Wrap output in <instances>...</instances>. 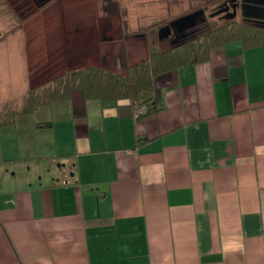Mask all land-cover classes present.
I'll use <instances>...</instances> for the list:
<instances>
[{"label": "crops", "instance_id": "1", "mask_svg": "<svg viewBox=\"0 0 264 264\" xmlns=\"http://www.w3.org/2000/svg\"><path fill=\"white\" fill-rule=\"evenodd\" d=\"M94 14L83 32L112 44L120 19ZM28 60L0 103L24 94ZM154 84L161 109L137 117L75 89L0 125V264H264V47L230 41Z\"/></svg>", "mask_w": 264, "mask_h": 264}, {"label": "rangeland", "instance_id": "2", "mask_svg": "<svg viewBox=\"0 0 264 264\" xmlns=\"http://www.w3.org/2000/svg\"><path fill=\"white\" fill-rule=\"evenodd\" d=\"M94 1L49 0L47 3L48 5H44L50 7L54 4V9H61L62 7L68 8L69 10L66 16L68 18L65 17L63 19V22L66 23L69 22L67 19L69 20L72 18L73 26L70 25L68 29L66 28L65 23L58 24V22H55L52 26L50 22V19L52 18L50 17V14L47 13L48 10H46L47 12L45 11L46 13L40 12L39 16L37 15V12H34L32 15L34 18H32V20L34 19L35 21L32 22L31 20L26 23V26H23L26 21L24 19V15L25 13H29L31 10L27 5L28 0H25V7L23 6L24 9H22L23 11L20 14L0 8V56L3 57L2 66L0 59V70L5 77L0 80V84H2L1 86L3 87V90L5 91L7 88L6 83H10L11 85L15 84L16 87L22 83L23 64L21 60L25 53L30 59V61L28 60V71L33 68L34 70H37L36 73H40L42 69L48 67V65L52 66L53 70L59 71L58 68L70 69L71 67H82L86 64L97 65L109 70H119L120 72H124V68L120 69V66L123 65L124 57L127 58V55H130L131 60L142 59V52L140 50V46L142 45L141 40L135 38L134 35L131 34L146 31L147 41H157L156 43L158 44V48L160 50L166 49L171 46L174 41L169 38L158 40V26L160 23L162 24L163 21H168L180 14L184 9L183 5L187 4L186 0L180 1L182 6L177 8L180 12L173 14L176 7L173 6L172 3L171 5L169 4V7H166L160 0ZM152 1H156L155 6H152ZM97 2L98 6H105L106 9L108 8L111 10L108 14L102 12L100 15H111L116 20L120 19L122 23V29L120 31L111 30V26H108L109 29L106 30V34H110L109 37L113 38L112 44H107L105 41H99L97 38V40H95L92 37V31L90 30L87 31L88 33L83 32L85 31L83 30L85 27L92 25L88 24L85 26L87 23L92 21L93 18H90L91 15L95 16L96 14L94 13L100 12V8L99 10L96 8ZM2 3L0 4L2 5ZM198 3L199 2H196L195 4L198 5ZM204 5L207 6L208 9L205 11L202 19L198 20L193 26L192 29L194 30V35H198L201 32H204L211 27H215L225 21L222 20L219 15L213 14L214 0H201V6ZM33 7L34 6H32V8ZM238 15L239 14L237 13V16ZM42 17H45V19L42 20ZM105 18L108 19H104L105 21L113 20L112 17ZM94 19L95 21L97 20L96 18ZM62 27L66 28L67 31L62 29ZM121 31L123 33V37L126 34L130 35L127 39V42H129L130 45H127L124 40L123 47H125L126 52H122L120 49L121 46L117 44L121 39L120 36H115V33L120 34ZM66 32L72 36V44L69 48L68 46L61 44L57 46L51 44L55 38L63 37L62 35ZM23 37L26 39L25 48L23 45L24 42L22 41ZM58 41L60 42V40ZM97 43H99V46ZM115 60H117V65L114 63ZM42 64L44 65L41 66ZM115 66L117 69H115Z\"/></svg>", "mask_w": 264, "mask_h": 264}, {"label": "trees", "instance_id": "3", "mask_svg": "<svg viewBox=\"0 0 264 264\" xmlns=\"http://www.w3.org/2000/svg\"><path fill=\"white\" fill-rule=\"evenodd\" d=\"M262 6H249L247 17L250 21L225 20L198 35L192 30L182 42L174 41L163 50L158 48L157 41H147L145 57L133 62L124 58V72L90 64L58 68L59 71L48 65L40 73L31 68L29 85L20 100L0 103V125L13 122L17 113H27L40 104L68 98L75 89H80L85 99H97L103 105H115L126 99L133 109L144 106L138 116L155 112L162 107L159 87L154 84L156 76L186 64L208 60L213 49L233 40H239L245 48L264 47V24L255 23L264 20ZM157 37L162 40L159 35ZM43 124L49 125L50 121Z\"/></svg>", "mask_w": 264, "mask_h": 264}, {"label": "flooded vegetation", "instance_id": "4", "mask_svg": "<svg viewBox=\"0 0 264 264\" xmlns=\"http://www.w3.org/2000/svg\"><path fill=\"white\" fill-rule=\"evenodd\" d=\"M160 1L163 2L166 7L167 6L169 7V4L171 5L172 3L173 6L175 7L177 6L178 8L179 5H181L180 1L182 0H160ZM188 1H189V6H190L188 10L183 11L182 13L178 14L172 19H169L168 21H165V22L163 21L162 24L160 23L157 29V33H158L157 35H159L161 39L169 38L175 42L177 41L182 42L183 41L182 39H185L188 33L193 30L192 28L195 25V23L198 20L202 19L208 7L205 5L201 6V0H188ZM48 2L49 0H28L27 5L31 10L29 11V13L27 14L25 13L24 18H26L27 16L29 17L32 16L33 13L38 12V10L44 13L47 12L46 10H48L47 13H49L50 11H54V12L61 11L62 13H65V12L67 13L69 10L68 8H63V7L61 9H57V8L54 9L53 7L54 4L50 7L44 6V5H48L47 4ZM196 2H199L198 5L195 4ZM0 3H2V5L0 4L1 9H6L13 13H19V14L23 11L22 9H24L25 7L24 6L25 0H0ZM94 4H95V1H94ZM96 4H97L96 5L97 10H99L100 8L99 10L100 12H97V13L100 14L104 12L105 14H108L109 12H111V10L108 8L106 9L105 6L103 7L98 6V2ZM250 5H253V6L258 5L260 7H263L262 5H264V0H214V5H213L214 9L212 12H214L213 13L214 15H219L222 18V20L241 19L243 21H246V20L250 21L251 18L247 17V15L250 13L249 12ZM32 6L34 7L32 8ZM237 13L239 14L238 16H237ZM185 15L190 16L189 20L178 21L180 17L185 16ZM105 20H108V19H105ZM104 23L112 24L111 21H105ZM255 23L264 24V20L260 19V20H257Z\"/></svg>", "mask_w": 264, "mask_h": 264}, {"label": "built area", "instance_id": "5", "mask_svg": "<svg viewBox=\"0 0 264 264\" xmlns=\"http://www.w3.org/2000/svg\"><path fill=\"white\" fill-rule=\"evenodd\" d=\"M144 108V106H140L139 108L138 107H135L134 109H133V116L134 117H137L138 116V111L141 109H143Z\"/></svg>", "mask_w": 264, "mask_h": 264}, {"label": "water", "instance_id": "6", "mask_svg": "<svg viewBox=\"0 0 264 264\" xmlns=\"http://www.w3.org/2000/svg\"><path fill=\"white\" fill-rule=\"evenodd\" d=\"M189 15H185V16H182V17H180L179 18V20L178 21H185V20H189Z\"/></svg>", "mask_w": 264, "mask_h": 264}]
</instances>
